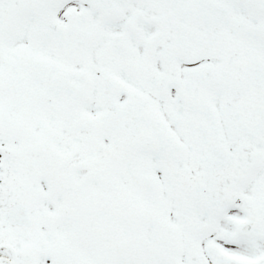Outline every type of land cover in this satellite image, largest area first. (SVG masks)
Here are the masks:
<instances>
[{
  "label": "snow or ice",
  "instance_id": "6c2138e0",
  "mask_svg": "<svg viewBox=\"0 0 264 264\" xmlns=\"http://www.w3.org/2000/svg\"><path fill=\"white\" fill-rule=\"evenodd\" d=\"M0 264H264V0H0Z\"/></svg>",
  "mask_w": 264,
  "mask_h": 264
}]
</instances>
